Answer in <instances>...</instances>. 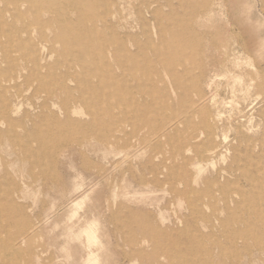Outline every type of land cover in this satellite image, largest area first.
Segmentation results:
<instances>
[{"label":"rangeland","instance_id":"1","mask_svg":"<svg viewBox=\"0 0 264 264\" xmlns=\"http://www.w3.org/2000/svg\"><path fill=\"white\" fill-rule=\"evenodd\" d=\"M5 1L0 10L13 13ZM42 1L36 12L21 3L22 18L6 13L0 26V129L13 133L0 134V238L28 231L18 264H264V100L254 71L264 63V0H158L165 7L156 21L147 15L145 28L138 16L157 0H111L108 17L101 0H87L111 25L109 39L132 24L141 46H177L184 87L148 50L138 57L139 88L149 91L154 81L157 95L139 92V82L115 65L112 47L105 51L112 68L92 81L112 85V97L107 90L102 96L113 110L88 99L71 113L73 123L62 116L64 127L52 130V119L33 108L48 102L59 111L49 94L73 48L58 39L68 34L58 21L91 15L57 6L66 0ZM26 26L41 66L53 71H33L23 48ZM234 31L246 51L236 47L231 55ZM32 72L45 85L18 79ZM172 124L176 131L163 137ZM200 172L203 195L193 201L189 182ZM178 217L183 224L174 226Z\"/></svg>","mask_w":264,"mask_h":264},{"label":"bare ground","instance_id":"2","mask_svg":"<svg viewBox=\"0 0 264 264\" xmlns=\"http://www.w3.org/2000/svg\"><path fill=\"white\" fill-rule=\"evenodd\" d=\"M159 1L158 0L155 1L154 2L155 4L153 5L151 4L150 7L144 11V13L142 12L140 13L139 15L140 17L138 16V20L140 21L139 23L144 28L149 23V21L147 20L148 19L147 15H150L153 18V21H156L157 18H159V15L162 13L165 6L162 5ZM165 1L169 2L170 0H165ZM101 2L103 4L105 16L106 17L110 16L112 14V12H110V6L113 5V2L111 0H101ZM0 3H2V0H0ZM21 3L23 5H28L29 9L33 12H36L37 9H39L43 5L42 0H21V2L19 0H6L5 4L14 6V12L11 13L10 10H4V11L0 10L1 27L6 24L4 17L6 13H10L14 20H18L22 18V15L20 13L21 5H22ZM61 5L67 6L72 10L79 12L86 11L91 15V18L87 20L79 19L77 21H74L69 17H63L62 21H58L67 29V33H68L67 36H62V37L60 36L58 37V39L63 41L65 45H68L69 47L73 48L72 52L70 53V56L72 58L71 59L72 63L66 62L65 64L61 65L62 67L60 68L62 70L61 74L60 75L54 74L53 76L56 77L55 79L56 81H58L59 85L56 91H52L49 94V98L51 99L55 107L58 105L57 101H60V106H58L59 111L58 113L53 112L49 108L48 102H44L40 107L33 108V111L41 109V113L43 115L46 113V116L52 119L53 123L50 126L49 130H52V128L54 129V128L64 127L63 126L64 124L61 121L62 116L65 119V123H71V122L73 123L71 113H77L82 106H86V104H88V99H91L92 101L94 100L98 102H104L105 104H107V109L109 112L113 110V108L108 105L109 104L108 97H112L110 94V89L112 85L110 83L103 81H99L97 84H95L92 81L93 76L101 78L105 70H109L112 68L111 61H109V59H107V57L105 56V51L109 50L112 47H113L112 51L116 53L115 57H113L115 65L121 68H126L129 71L130 78L134 81L139 82L137 84L138 85L137 88L139 92L141 93L149 92L154 97L155 95H157L156 90L153 88L155 83L154 81L152 82L151 84L152 88L149 91L147 90V88H144V90L139 88V86L141 85V81L139 79L138 72L141 71V69H140V65H139L140 63L138 61V57L141 52L143 51L145 52L148 50H151L154 53H156L157 57H159L162 62L168 64L167 66L172 74L174 85L177 88H181V89L184 87V78L181 75H179L175 70L176 65L183 63V59L181 58L180 51L177 46L168 44L164 52H162L157 47V45H153L152 42L148 43L147 45L141 46V44L136 40V38L132 34L133 31L136 29V26L132 24H128L125 27H123L121 31L116 34L117 38L115 39V41L114 39L111 40L105 34V31L111 28V25L105 19L99 20L97 19V17H95L94 11L96 10V8L95 6H92L87 0H66V1H62V3L60 2V5L57 4L58 7ZM154 5H157V9L155 11H152L151 7ZM114 14H115L114 16L116 17L117 13ZM99 22H101V25H99ZM79 30H82L83 32L77 34ZM157 31L158 32H156L155 34L157 35L158 38H161V40H163L164 34L160 30ZM21 32L27 35L28 37L27 41L25 42L26 46L23 48L26 54H29L30 56V60L33 63V71L35 72L41 69H46L48 72L53 71L55 67L53 65H48L46 67L41 66L39 57H37V53L39 51L34 46L35 44L31 42L30 39V37H32L31 36L32 32L30 30H27V26L26 28L22 29ZM230 39L231 40L229 41V50H230L229 53H231V55L236 50V47L246 51V45L240 42V34L237 31L231 33ZM47 50H48L47 45L43 43L42 51L45 53ZM50 57L51 58L53 57V52H51ZM215 69L220 71L222 68L217 67ZM23 70L29 71L31 69L30 67H24ZM78 70H80V74L78 73ZM149 70L151 73L152 72L154 74L157 73L156 72L157 68L151 67ZM225 70L229 73L234 72L231 71L229 68H225ZM254 71H255V75L260 78L259 92L264 100V63H260L254 66ZM34 72L28 75L21 74L18 76V79L23 78L25 82H30L31 80H37L42 85H45V77L42 74L34 73ZM233 74L237 75L236 77L244 76V73H239V74L233 73ZM148 84L149 83H144L145 86H150ZM103 90H107L109 92V94L105 93L108 97L102 96ZM162 93L166 94V91L164 90ZM173 93H175L174 89H173ZM120 98H118L117 102L126 101ZM16 107L17 109L14 111L15 114H17L20 109L19 106ZM92 108L93 107H91V109ZM1 109L2 108L0 107V111ZM4 109L5 111L10 110V106L8 103L4 105ZM4 109L2 111H4ZM92 111L94 112L93 109ZM8 120L9 122H12L10 119ZM74 123L76 125H79L80 127L84 126V123H81L79 121H74ZM190 127L192 126L190 125ZM170 128L171 130L167 133H164L163 137L170 138L172 136V133L176 131V129L178 128V124H172ZM0 134H6L7 136L13 137L12 136L13 133L10 130L3 131L0 129ZM200 180H201V172L198 173L195 177H193V179L189 182L190 185L188 188L192 195L191 198L193 201L199 200L203 195V191L197 188L200 183ZM186 192L188 193V190L185 191V194H187ZM180 224H183L182 217L177 218L176 223H174V226ZM156 228L159 227L156 226ZM160 228H164L167 231V234H169L168 231H175L174 227L173 228L160 227ZM30 242H31V237L28 234V231L25 230L19 231L17 235H15L12 238V240H3L0 238V264H8V263L18 264V262H20V260L26 253V251L22 249V246L30 244Z\"/></svg>","mask_w":264,"mask_h":264}]
</instances>
